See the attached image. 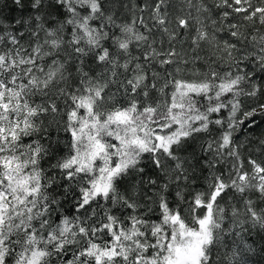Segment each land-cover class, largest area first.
I'll return each mask as SVG.
<instances>
[{
    "label": "snow or ice",
    "instance_id": "6c2138e0",
    "mask_svg": "<svg viewBox=\"0 0 264 264\" xmlns=\"http://www.w3.org/2000/svg\"><path fill=\"white\" fill-rule=\"evenodd\" d=\"M11 3L0 264L264 260V0Z\"/></svg>",
    "mask_w": 264,
    "mask_h": 264
},
{
    "label": "trees",
    "instance_id": "16d2710c",
    "mask_svg": "<svg viewBox=\"0 0 264 264\" xmlns=\"http://www.w3.org/2000/svg\"><path fill=\"white\" fill-rule=\"evenodd\" d=\"M7 4V8H3V5ZM0 8H3V12L5 16H17L20 14V10L15 8L14 5H12L11 0H0ZM127 18V17H125ZM261 131H264V129H257L254 133V136L259 138ZM252 149H255L258 147V144L256 142H253L252 145L249 146ZM245 151H248V148L245 149ZM253 236L255 239L259 240V237L255 236V233H253ZM261 244H264V241H260ZM256 261H258V264H264V260H262L259 256L254 258Z\"/></svg>",
    "mask_w": 264,
    "mask_h": 264
}]
</instances>
